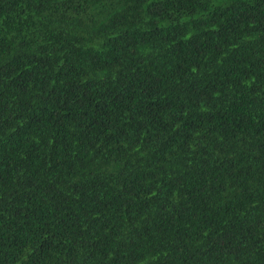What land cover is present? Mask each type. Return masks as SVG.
Wrapping results in <instances>:
<instances>
[{
    "label": "trees",
    "instance_id": "16d2710c",
    "mask_svg": "<svg viewBox=\"0 0 264 264\" xmlns=\"http://www.w3.org/2000/svg\"><path fill=\"white\" fill-rule=\"evenodd\" d=\"M0 264H264V0H0Z\"/></svg>",
    "mask_w": 264,
    "mask_h": 264
}]
</instances>
